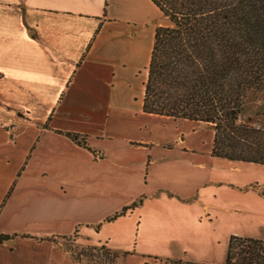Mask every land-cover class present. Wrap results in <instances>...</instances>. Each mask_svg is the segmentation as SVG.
<instances>
[{
	"label": "crops",
	"instance_id": "obj_1",
	"mask_svg": "<svg viewBox=\"0 0 264 264\" xmlns=\"http://www.w3.org/2000/svg\"><path fill=\"white\" fill-rule=\"evenodd\" d=\"M159 12L152 0H0V234L11 236L0 242V264H92L75 260L57 239L79 224L92 238L142 191L193 197L210 178L217 157L195 153L185 136L177 148L187 149L184 157L149 162L150 141L132 139V124L115 122L135 113L136 93L123 78L143 74L138 101L146 114L150 24ZM68 133L85 136L87 146ZM195 197L180 207L200 205L211 217L227 209Z\"/></svg>",
	"mask_w": 264,
	"mask_h": 264
},
{
	"label": "trees",
	"instance_id": "obj_2",
	"mask_svg": "<svg viewBox=\"0 0 264 264\" xmlns=\"http://www.w3.org/2000/svg\"><path fill=\"white\" fill-rule=\"evenodd\" d=\"M152 1L167 23L155 28L143 111L211 124L214 156L264 165V110L253 123L239 121L248 93L264 95V0ZM68 135L87 146L85 136ZM10 238L0 234V242ZM81 255L97 263L116 257L105 246L73 258L82 261ZM222 264H264V239L232 235Z\"/></svg>",
	"mask_w": 264,
	"mask_h": 264
},
{
	"label": "rangeland",
	"instance_id": "obj_3",
	"mask_svg": "<svg viewBox=\"0 0 264 264\" xmlns=\"http://www.w3.org/2000/svg\"><path fill=\"white\" fill-rule=\"evenodd\" d=\"M166 23V18L159 12L150 25L156 28ZM142 77L143 74L137 78H123L125 83L132 84L136 93L137 100L131 101V110L135 113L118 114L115 122L120 125L131 123L134 128L132 139L150 141L147 146L149 162L155 155L184 157L187 149L182 148L181 152L177 149L179 136L193 142L195 153L203 157L207 154L214 156L211 149L214 128L211 124L141 113L138 99ZM263 110L264 95L251 91L239 121L253 123ZM173 148L176 151L172 152ZM210 164V178L204 177L193 197H183L168 188L159 190L155 196L142 191L131 198L129 204L97 225L90 233L92 238L85 235L87 225L79 224L71 236L61 237L57 242L63 250L76 257L89 248V241H96L98 247L105 245L116 254L114 261L106 260L111 264H165L167 259L193 263L218 260L224 263L228 253V232L234 231L233 235L239 236L237 232L251 233L264 239V165L222 157H217ZM148 167L146 165L147 170L143 171L145 185ZM197 195L205 203H216L227 209L212 212L214 217H211L202 212L200 205L180 207L183 203L193 204ZM166 197L173 201H165ZM127 207L128 211L121 214ZM118 213L121 215L109 220ZM81 259L93 264L88 255H81Z\"/></svg>",
	"mask_w": 264,
	"mask_h": 264
}]
</instances>
